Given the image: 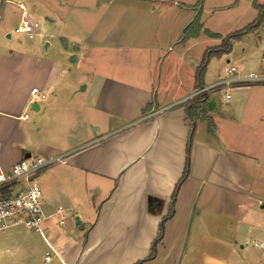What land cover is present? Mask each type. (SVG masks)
<instances>
[{"label":"crops","instance_id":"obj_1","mask_svg":"<svg viewBox=\"0 0 264 264\" xmlns=\"http://www.w3.org/2000/svg\"><path fill=\"white\" fill-rule=\"evenodd\" d=\"M23 14L42 35L8 44ZM212 32L199 0H0V167L60 158L38 176L43 264H135L150 253L185 164L181 104L198 89L201 61L188 52ZM172 42L175 54L165 52ZM261 61L226 59L222 78L229 65L263 75ZM35 86L48 98L38 110L28 106ZM222 86L208 94L213 129L196 121L189 174L142 264H264V82ZM20 225L29 229L17 223L0 236ZM24 241L15 240L28 256Z\"/></svg>","mask_w":264,"mask_h":264},{"label":"rangeland","instance_id":"obj_2","mask_svg":"<svg viewBox=\"0 0 264 264\" xmlns=\"http://www.w3.org/2000/svg\"><path fill=\"white\" fill-rule=\"evenodd\" d=\"M257 2L264 3V0H257ZM199 6L202 9V16L205 20V26L211 29L213 32L208 37L193 42L188 55L193 57L200 56L202 58L203 53L214 46L221 44L223 38L230 32L238 30L251 22L256 16V9L252 1L248 0H199ZM161 14L156 13L155 16ZM169 16L170 14H167ZM173 17V16H172ZM164 21L163 27L167 22ZM215 31V32H214ZM12 38H5L8 44H34L37 37L27 38L23 34L11 32ZM168 46H165L166 51L169 54H175L177 44L172 42ZM168 47V48H167ZM60 49V48H59ZM226 59H229V63L241 66L242 63L251 59L255 62L261 61L264 63V21L257 28V31H251L243 35L240 39L232 42L231 48L227 52H222L220 55H210L205 70L204 82H212L214 80L221 79L224 74V69L227 66ZM189 60V67H192ZM220 96V94H218ZM48 102V98L41 101L44 106ZM74 214L70 213V218H74ZM15 229V235L12 238H3L0 236V264H11L13 259H23V264H43V256L45 251L48 250L43 239L38 232L27 229L23 226H17ZM27 238L25 242L22 238ZM24 241L27 243L25 249L28 253L21 254L18 252L17 244L15 240ZM27 246L34 252H30ZM33 253V254H32Z\"/></svg>","mask_w":264,"mask_h":264},{"label":"built area","instance_id":"obj_3","mask_svg":"<svg viewBox=\"0 0 264 264\" xmlns=\"http://www.w3.org/2000/svg\"><path fill=\"white\" fill-rule=\"evenodd\" d=\"M14 30L27 38H34L42 35V24L28 14H23ZM241 79L264 82V74L249 73L240 76L238 75L237 67L229 65L225 76L221 80L210 87L196 89L186 100L200 93H212L222 88V85H228ZM224 96L226 100L230 98L229 93ZM46 98L47 93L44 90L37 86L32 87L28 106L31 107L33 103H37L40 106L41 101ZM153 114L154 112L152 111L144 117H150ZM27 117V113L22 116L24 119ZM59 160L58 156L30 155L8 167H0V231L13 224L22 223L30 230L40 233L46 239L47 231L44 223L47 220V216L42 208L43 195L38 176L48 166ZM58 223H63V217L58 218ZM44 261H50L48 253Z\"/></svg>","mask_w":264,"mask_h":264},{"label":"trees","instance_id":"obj_4","mask_svg":"<svg viewBox=\"0 0 264 264\" xmlns=\"http://www.w3.org/2000/svg\"><path fill=\"white\" fill-rule=\"evenodd\" d=\"M254 7L257 10V14L255 18L243 26L242 28L235 30L233 32L228 33L222 40L221 44L211 47L207 49L201 58L200 63L196 67V73H195V85L196 88L204 87V74L206 70V65L208 62V58L210 55H220L222 52H227L230 50L232 42L235 40L240 39L243 35L257 29L264 21V4L258 3L255 0H253ZM197 23V22H195ZM191 24L188 28L189 30H193L194 27H197V24ZM187 32V31H186ZM209 99V96L207 93H200L198 95H195L188 100L184 101L181 105L184 107V111L186 113V116L189 119V130L186 140V158H185V164L182 171V174L178 181L176 182L173 192L171 194L170 198V205L168 213L162 217L159 223V229L158 234L155 237V239L151 243L150 253L143 259L138 260L135 264H142L144 261L152 259L156 254V247L157 244L162 239L163 233H164V223L166 220H168L174 211V203L176 200V196L178 193V190L183 183V181L187 178L190 170V150L192 145V140L195 133V127H196V121L198 119L205 120L207 122V129L209 132L213 129V121L211 117L208 115V109H207V101Z\"/></svg>","mask_w":264,"mask_h":264},{"label":"water","instance_id":"obj_5","mask_svg":"<svg viewBox=\"0 0 264 264\" xmlns=\"http://www.w3.org/2000/svg\"><path fill=\"white\" fill-rule=\"evenodd\" d=\"M214 104H215V97L211 96V98L207 101V106L208 109H213L214 108ZM32 110H38V104L37 103H33L31 106ZM77 223H78V219H77Z\"/></svg>","mask_w":264,"mask_h":264}]
</instances>
